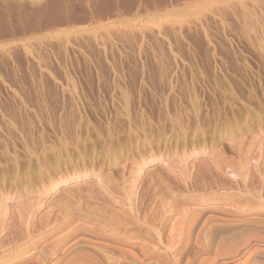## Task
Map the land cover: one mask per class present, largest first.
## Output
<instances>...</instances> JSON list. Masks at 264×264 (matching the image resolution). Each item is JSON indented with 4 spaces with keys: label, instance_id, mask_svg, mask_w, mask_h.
I'll list each match as a JSON object with an SVG mask.
<instances>
[{
    "label": "rangeland",
    "instance_id": "obj_1",
    "mask_svg": "<svg viewBox=\"0 0 264 264\" xmlns=\"http://www.w3.org/2000/svg\"><path fill=\"white\" fill-rule=\"evenodd\" d=\"M263 210L264 0H0V262L222 264Z\"/></svg>",
    "mask_w": 264,
    "mask_h": 264
},
{
    "label": "bare ground",
    "instance_id": "obj_2",
    "mask_svg": "<svg viewBox=\"0 0 264 264\" xmlns=\"http://www.w3.org/2000/svg\"><path fill=\"white\" fill-rule=\"evenodd\" d=\"M224 208H226L227 210H232L231 208H233V207H224ZM237 208V207H236ZM264 211V210H263ZM248 213V217H244V218H242V219H240L239 221L241 222V223H249V221L251 222L252 220H257V219H260V218H262V216L264 217V215H260V214H258L257 213V211H251V212H247ZM237 214V213H236ZM235 214V215H236ZM244 214H246V213H244ZM239 215V214H238ZM243 215V214H242ZM241 215V216H242ZM235 217V216H234ZM240 217V216H239ZM223 219H225V218H223ZM229 220V219H228ZM235 220H237V218L235 219ZM235 220H234V222H235ZM261 220V219H260ZM233 222V223H234ZM253 222V221H252ZM259 222V221H258ZM254 223H255V221H254ZM262 223V222H261ZM264 223V222H263ZM223 224V223H222ZM230 224V223H229ZM250 224V223H249ZM259 224V223H258ZM217 225V224H216ZM255 225H257V224H255ZM254 225V226H255ZM259 225H261V224H259ZM258 225V226H259ZM263 225V224H262ZM225 226V225H224ZM253 226V225H252ZM264 226V225H263ZM223 227V226H222ZM232 227V225L230 226V228ZM238 227V226H237ZM245 227V226H244ZM248 227V226H247ZM261 227V226H260ZM146 228V227H145ZM225 228V227H224ZM241 228H242V226H241ZM251 228V227H250ZM259 228V227H258ZM134 229H136V228H134ZM140 229V228H139ZM147 229V228H146ZM210 229V228H209ZM213 229V228H212ZM248 229V228H247ZM253 229V228H252ZM257 229V228H256ZM132 230V229H131ZM136 230H138V229H136ZM143 230V229H142ZM244 230V229H243ZM238 231V232H236V231H234V230H232V231H228L229 233H227V234H222V237H220L216 242H215V244L210 248H208L207 246H205V247H207V250L209 251V253H213V255H215V259L217 260V259H219V257H221V259H223V261H222V264L223 263H225V264H238V261H239V259L241 258V256L243 257V255L244 254H247V253H249V251L248 250H250V253H251V249L252 250H254V251H262V252H264V244L263 245H259V237L261 236V235H259V237H258V239L257 238H255V237H252L253 236V232L254 231H252L251 229V231ZM254 230V229H253ZM139 231V230H138ZM214 231V230H213ZM218 231V230H217ZM226 231V232H227ZM260 231V229H257V231H255L254 233H258ZM261 231H262V228H261ZM264 231V230H263ZM262 231V232H263ZM163 232V231H162ZM130 233V232H129ZM128 233V234H129ZM133 233V232H132ZM136 233V232H135ZM138 233V232H137ZM189 233V232H188ZM224 233V232H223ZM131 234V233H130ZM159 234H161V233H159ZM158 234V235H159ZM211 234H213V233H211ZM218 234H220L219 232H218ZM136 235V234H135ZM189 235V234H188ZM217 235V234H216ZM264 235V234H263ZM71 236V235H70ZM126 236H128V235H126ZM163 236V235H162ZM257 236V235H256ZM141 237V236H140ZM187 237V236H186ZM199 237V236H198ZM210 237V236H209ZM216 237H218V235L216 236ZM215 237V238H216ZM73 238V237H72ZM126 238V237H125ZM136 238V237H135ZM163 238V237H162ZM115 239V238H114ZM120 239V238H119ZM144 239V238H143ZM197 239V238H196ZM210 239H211V237H210ZM210 239H208L207 238V240H210ZM217 239V238H216ZM260 239H261V237H260ZM189 240V239H188ZM194 240V239H193ZM203 240V239H202ZM262 240H263V237H262ZM261 240V241H262ZM116 241H118V240H116ZM127 241V240H126ZM159 241V240H158ZM183 241V240H182ZM195 241V240H194ZM32 242V241H31ZM76 242V241H75ZM131 242H132V245H131ZM130 242V244H129V246H131V247H133V242L134 241H131ZM208 242V241H207ZM264 242V241H263ZM119 243H120V241H119ZM141 243V242H140ZM158 243H160V241L158 242ZM188 243V242H187ZM186 243V245H185V247H184V251L182 252V253H180V252H178V253H180L179 255H178V257L174 260V261H172V262H165V263H159L158 262V264H191V261L192 260H190V252H191V250L193 249L192 248V246L193 245H191V246H189L188 244ZM196 243V242H195ZM208 243H210V242H208ZM31 244V243H30ZM123 244V243H122ZM145 244V243H144ZM190 244V243H189ZM27 245V244H26ZM72 245V244H71ZM114 245V244H113ZM141 245V247H143V245L142 244H140ZM196 245V244H195ZM68 246V245H67ZM66 246V247H67ZM70 246V245H69ZM115 246V245H114ZM137 246V245H136ZM145 246V245H144ZM184 246V245H183ZM202 246V245H201ZM211 246V245H210ZM25 247V246H24ZM65 247V248H66ZM82 247V246H81ZM123 247V246H122ZM194 247V246H193ZM196 247V246H195ZM198 247V246H197ZM112 248V247H111ZM115 248V247H114ZM125 248V247H124ZM201 248V247H200ZM69 249V248H68ZM74 249V248H73ZM119 249V248H118ZM147 249V248H146ZM167 249V248H166ZM195 249V248H194ZM85 250V249H84ZM84 250H83V252H84ZM120 250V249H119ZM124 250V249H123ZM136 250V249H135ZM134 250V251H135ZM141 250V249H140ZM143 250V249H142ZM141 250V251H142ZM148 250H149V248H148ZM154 250V249H153ZM158 250V249H157ZM205 250V249H204ZM206 250V251H207ZM75 251V250H74ZM78 251V249L76 250V252ZM86 251V250H85ZM92 251V250H91ZM138 250H136V252H137ZM170 251V250H169ZM208 251H207V253H208ZM34 252H36V250L35 249H32L30 252H28L27 254H24V255H22V257H17V258H11V259H9V260H7V261H3V260H1V262H0V264H32V263H30V262H28V261H24V260H22L23 258H25L26 256L28 257V256H30V254H33ZM69 252V251H68ZM79 253V251L76 253V254H73V252L71 253V254H67L68 256L66 257V258H64L63 259V256H61V254L60 253H58V252H56L52 257H51V259L53 258L54 259V261L51 263V264H103V262L101 261V259H97L96 257L98 256H96V257H93L92 256V254L90 255V254H88V253ZM120 252H122V251H120ZM146 252V251H145ZM153 252V251H152ZM176 252H177V250H176ZM10 253V252H9ZM63 253V252H62ZM118 253V252H117ZM127 253V252H126ZM148 253V252H147ZM163 253V252H162ZM206 253V252H205ZM206 253V254H207ZM212 253H211V255H212ZM259 253V252H258ZM257 253V254H258ZM95 254V253H94ZM93 254V255H94ZM146 254V253H145ZM144 253H143V255H145ZM172 254V253H171ZM262 254V253H261ZM12 255V254H11ZM64 255V254H63ZM96 255V254H95ZM103 254H101V256H102ZM133 255V254H132ZM141 255V254H140ZM157 255V254H156ZM177 254H175L174 256H176ZM208 255V254H207ZM212 255V256H213ZM256 254H254L252 257H254ZM105 256V255H104ZM131 256V255H130ZM138 256V255H137ZM210 256V255H209ZM209 256H207V257H209ZM113 257V256H112ZM115 257V256H114ZM120 257V256H119ZM139 257V256H138ZM142 257V256H141ZM140 257V258H141ZM206 257V258H207ZM248 257V260H249V256H247ZM246 257V258H247ZM29 258V257H28ZM37 258V257H36ZM40 258V257H39ZM99 258H100V255H99ZM104 258H108V257H104ZM116 258V257H115ZM133 258H134V256H133ZM134 259V261L135 260H141V259ZM206 258H204V257H202V260L200 259V261L198 262V264H206V261H207V259ZM210 258V257H209ZM208 258V259H209ZM255 258V257H254ZM254 258H252V259H254ZM3 259V258H2ZM43 258H41V260H42ZM158 260H159V258H157ZM220 259V260H221ZM251 259V258H250ZM256 259V258H255ZM22 260V261H21ZM38 260V259H37ZM40 260V259H39ZM105 260V262H106V259H104ZM108 260V259H107ZM156 259H154V261H155ZM157 260V261H158ZM166 260V259H165ZM215 260V261H216ZM219 260V261H220ZM32 261H34V260H32ZM44 259L41 261L42 263H38L37 261L35 262L36 264H44ZM157 261H155V262H157ZM161 261V260H160ZM209 261V260H208ZM213 261H214V259H213ZM244 261V260H243ZM40 262V261H39ZM45 262H48V261H45ZM114 264L117 262V260L114 262V261H112ZM118 262H119V260H118ZM130 263L132 262L133 263V259H132V261H129ZM128 262V263H129ZM148 262H150V263H152L151 262V260H148ZM164 262V261H163ZM218 262V261H217ZM221 262V261H220ZM107 263H108V261H107ZM106 263V264H107ZM110 263H111V261H110ZM110 263H108V264H110ZM112 263V264H113ZM120 263V262H119ZM121 263H124V261H122ZM126 263V262H125ZM128 263H126V264H128ZM138 263V262H137ZM137 263H135L134 262V264H137ZM140 263H142L141 261H140ZM139 263V264H140ZM149 263V264H150ZM241 263H242V261H241ZM105 264V263H104ZM116 264H118V263H116ZM154 264V263H153ZM209 264H210V262H209Z\"/></svg>",
    "mask_w": 264,
    "mask_h": 264
}]
</instances>
